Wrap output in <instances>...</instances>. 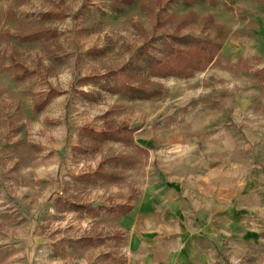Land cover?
<instances>
[{
  "label": "rangeland",
  "instance_id": "obj_1",
  "mask_svg": "<svg viewBox=\"0 0 264 264\" xmlns=\"http://www.w3.org/2000/svg\"><path fill=\"white\" fill-rule=\"evenodd\" d=\"M193 39L219 44L212 61L188 76L161 75L159 66L174 56L168 46L190 50ZM121 70L154 94L110 91L115 76L125 80ZM49 88L58 94L36 111L33 99ZM193 110H206L218 126L210 162L229 156L216 149L220 131L235 134L232 162L258 161L243 145H251L247 130L264 141V3L0 0V264H264V196L256 207L226 191L231 202L210 215L207 241L163 208L166 178L190 168L183 157L197 155L175 143L190 133ZM104 121L127 124L131 142L84 134L79 144L82 127L100 130ZM98 166L110 178L81 177ZM56 196L88 202L97 213ZM123 203L132 208L120 215ZM183 232L192 244H182Z\"/></svg>",
  "mask_w": 264,
  "mask_h": 264
},
{
  "label": "crops",
  "instance_id": "obj_2",
  "mask_svg": "<svg viewBox=\"0 0 264 264\" xmlns=\"http://www.w3.org/2000/svg\"><path fill=\"white\" fill-rule=\"evenodd\" d=\"M194 112L197 113V116L192 120L189 128L190 133H195L194 139L189 135L190 133L185 132L176 135L175 143L182 151L185 152L190 148L189 150L197 152V155L183 157L184 165L190 166V168L183 172H176L173 176L166 178L165 182H167L168 187L163 190V200L165 201L163 208L168 213L169 218H173L171 217L173 214L176 215V221L182 229L190 227V230L192 228L193 231H196V235L200 233L199 237L201 238L195 239L207 241L210 230L213 228L209 221L212 217L210 215L216 214V211H224L225 204H230L231 196L228 195V191L233 189L240 192L244 196L243 203L245 204L252 203L256 207L263 204L260 196H264V141L262 143L257 142V136L254 133L249 130L245 131V137L251 145H248V142L243 145L244 155L248 157L252 154V150H255L259 159L255 163L252 160L246 162L241 167V165L231 161V156L235 153L234 141L232 140L235 134L220 131L223 135L219 137V145L216 149L220 151L229 149V156L216 162H210L207 155L213 151L208 146L209 139L212 137V129L218 128V126L213 121L212 115L206 110H193L192 113ZM208 133L209 135H207ZM259 137L261 138L262 134ZM255 139L256 144L253 143ZM199 141L203 142L204 147L201 150H196L194 147ZM231 176L235 177L234 183L229 180ZM249 176L251 178L254 176V182L251 186L247 183L250 179ZM191 236V233L185 232L182 235V244H192Z\"/></svg>",
  "mask_w": 264,
  "mask_h": 264
},
{
  "label": "trees",
  "instance_id": "obj_3",
  "mask_svg": "<svg viewBox=\"0 0 264 264\" xmlns=\"http://www.w3.org/2000/svg\"><path fill=\"white\" fill-rule=\"evenodd\" d=\"M262 3H264V0H258ZM189 3V2H186ZM192 17L195 15L192 14ZM204 18H202L203 20ZM219 28L221 26L218 25ZM43 31H38L35 34H33L31 37L33 39L39 38L43 35ZM26 37L29 36H23L22 40H25ZM178 39L180 38L177 35H173L172 39ZM192 44H194V48L190 50L184 51L182 48H176L174 45L170 44L168 46V49L171 51V53L174 54L173 58L169 61L167 64H163L159 66V73L161 75H169V74H176L180 76H188L191 75L195 70H200L201 68H204L205 65L210 63L212 59L214 58L216 50L219 48V44H210L209 46L206 44H203L202 41L199 39H193L191 40ZM183 54V55H182ZM180 58V56H183V61H175L176 58ZM174 62V63H172ZM20 67L24 71V74L27 73V69L25 67H22L20 65L16 66ZM124 70V69H123ZM123 70H121V73L123 74L125 80H120L121 78L119 76H115L114 83L111 87L108 89L112 92H119L120 94L127 95L131 98L135 96L140 97H149L152 94V92H145V90L141 87H136L135 84L132 83L131 78L134 76V73H124ZM14 77L19 78L18 74H14ZM58 94V91L54 88H49L47 94L43 99H33V109L36 111L41 110V108L46 105L51 98L56 96ZM128 125L122 122L114 123L113 121H104L102 127L100 130H96L93 127L89 125H85L82 127V134L79 136V144L83 142L82 137L84 134L90 136L89 139L92 141L96 140H103V139H109V140H116V141H125L130 143L131 137L129 136V129L127 127ZM100 135V136H99ZM91 141V142H92ZM79 147V146H78ZM77 147V148H78ZM72 149H76L75 147H72ZM81 177L86 178L87 181L90 178H110L106 176V173L102 170L101 166H98L93 171H88L82 173ZM61 202L65 204V206H68L70 208H73L75 210H84L87 212H94L97 213V211L93 208L92 204L88 202H80L78 200H69L62 196H56L55 202ZM119 212L120 215L126 214L130 211L132 208V205L123 203L119 206ZM80 239H83L85 241L92 242V240L89 237L83 236Z\"/></svg>",
  "mask_w": 264,
  "mask_h": 264
}]
</instances>
